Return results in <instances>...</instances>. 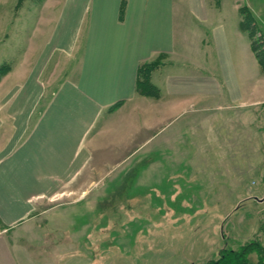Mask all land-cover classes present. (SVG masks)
<instances>
[{"label": "crops", "instance_id": "obj_1", "mask_svg": "<svg viewBox=\"0 0 264 264\" xmlns=\"http://www.w3.org/2000/svg\"><path fill=\"white\" fill-rule=\"evenodd\" d=\"M70 2L53 44L35 61L29 52L21 75L7 74L16 84L0 85V264H19V237L46 236L40 221L63 204L45 202L64 184L95 161L113 160L110 172L139 151L145 142L128 151L133 142L121 137L126 121L139 138L154 129L149 140L190 114L254 104L255 56L236 0L227 13L208 0ZM158 57L159 98L136 95L138 66Z\"/></svg>", "mask_w": 264, "mask_h": 264}, {"label": "rangeland", "instance_id": "obj_2", "mask_svg": "<svg viewBox=\"0 0 264 264\" xmlns=\"http://www.w3.org/2000/svg\"><path fill=\"white\" fill-rule=\"evenodd\" d=\"M70 1L0 0V85L16 84L7 74L21 75L29 52L35 61L53 44ZM231 1L220 0L224 13ZM236 1L264 61V0ZM253 44V105L190 114L149 140L154 129L139 138L126 121L128 151L144 145L114 171L113 160L95 161L44 201L63 206L40 221L45 237L15 241L19 264H264V69Z\"/></svg>", "mask_w": 264, "mask_h": 264}, {"label": "trees", "instance_id": "obj_3", "mask_svg": "<svg viewBox=\"0 0 264 264\" xmlns=\"http://www.w3.org/2000/svg\"><path fill=\"white\" fill-rule=\"evenodd\" d=\"M211 5H213L215 8H219L220 6V0H208ZM241 15V26L243 30L247 33V35L250 37L252 35V27L254 26L253 23H250V26L247 24L249 23V19L246 17L247 15L242 11L239 10ZM253 44V42H251ZM255 44H253V48L255 49L256 57L260 63V66L264 69V61L261 58V55L255 48ZM163 59L162 57H158L156 59H153L148 62H144L140 64L137 68L136 72V80H135V88L134 93L139 96L148 97L152 99H158L160 96V92L157 87H155L151 82V74L156 71L162 64ZM2 69L0 70V72ZM4 73L0 74V80L2 79V75ZM224 259V257L222 258ZM220 262V260H219ZM243 262V263H242ZM229 264H249L246 261L244 262L243 259H240L239 257H234L229 261Z\"/></svg>", "mask_w": 264, "mask_h": 264}]
</instances>
